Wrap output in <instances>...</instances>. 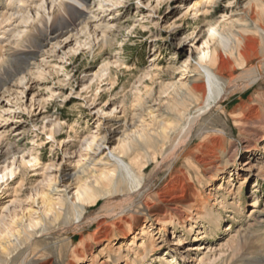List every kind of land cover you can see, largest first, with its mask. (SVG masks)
Instances as JSON below:
<instances>
[{"label":"bare ground","instance_id":"1","mask_svg":"<svg viewBox=\"0 0 264 264\" xmlns=\"http://www.w3.org/2000/svg\"><path fill=\"white\" fill-rule=\"evenodd\" d=\"M104 1L117 8L123 4L121 0ZM88 2L0 0V91L5 92L19 75L20 82L29 76L26 86L29 85L30 61L36 60L52 40L65 34H70L66 42L75 37L73 31L89 19ZM208 2L182 6L185 10L180 12L177 23L186 20L194 8L196 16L205 17L206 11L200 14L201 5ZM99 7L104 5L99 3ZM246 12L254 26L238 18L222 24L205 23L200 33L208 38L199 50V63L190 67L189 55L181 66L191 69L197 77L168 78V84L158 82L161 74L176 71L154 62L119 104L100 106L102 91L97 88L88 100L97 117L95 131L79 134L70 124L68 137L59 139L61 134L53 129L55 122L62 124L58 118L50 127H43L49 129L51 141L63 150L61 162L42 163L36 147L28 149L12 142L11 137L2 140L0 134V191L13 183L10 199L0 205V264H51L45 252L53 249L59 252L56 264H82L89 259L90 264H95L94 246L107 252L109 263L112 256L117 257L115 247L119 242L132 236L130 246L136 242L140 210L151 212L153 222L162 224V233L169 231L175 221L206 217L216 221L215 228L220 227L217 214L207 210V198L195 196L197 199L191 202L193 196L186 189L192 185V176L200 185L211 186L230 171L235 172L230 176L239 172L233 156L236 150L227 155L226 139L222 137L226 134L214 123L216 117L232 121L240 136L249 134L264 141V0H251ZM121 21H115L120 33L125 28ZM113 34V30L103 32L100 48L113 45L117 37ZM121 66L116 61H104L106 73L101 69L99 77H106L102 83L106 82L110 90L117 83L113 73ZM148 82L159 90L149 88ZM54 95L52 92L48 98ZM129 95L134 98L131 119L126 117ZM150 100L158 102V107L150 105ZM13 128L7 133L24 135ZM114 141L117 145L112 146ZM254 152L251 145L245 154L255 155ZM230 165L235 169L231 170ZM247 165L254 168L251 163ZM184 166L187 170H183ZM29 177L34 182L27 187ZM70 189L74 191L72 195L67 192ZM217 190H223L221 185ZM227 193L230 196L232 189ZM158 210L164 213L152 212ZM153 222L144 221L141 232L147 238L153 237ZM251 237L240 234L229 240L235 244L237 254L224 264H262L264 238L259 234ZM183 245L181 239L173 243L174 247ZM154 249L155 244L151 250ZM196 249L206 248L188 246V251Z\"/></svg>","mask_w":264,"mask_h":264},{"label":"rangeland","instance_id":"2","mask_svg":"<svg viewBox=\"0 0 264 264\" xmlns=\"http://www.w3.org/2000/svg\"><path fill=\"white\" fill-rule=\"evenodd\" d=\"M121 1H123L122 6L117 8L104 0H89V11H86L89 19L73 31L75 37L69 38L66 42L70 34H65L59 39L52 40L41 50L36 60L30 61L28 71L31 72L32 80L29 85L26 86L30 77L20 82L22 76L19 75L8 84L5 92L0 91L2 140L11 137L12 142L27 146L28 149L36 147L42 163L51 160L61 162L64 157L63 150L51 141L47 134L49 129L43 130V127H50L58 118L62 124L60 126L58 121L55 122L53 129L61 134L59 139L68 137L70 124L77 128L79 134L95 131L97 117L90 109L91 101L88 100L96 93L98 87H101L102 91L98 104L108 106V104H119L137 78L154 62L161 67L169 66L172 71H176L175 74L174 72L161 74L157 77L158 82L168 84L170 82L168 78L179 80L197 77L191 69L186 70L181 66L189 55L190 67L199 63V50L203 48L208 38L207 34L201 36L200 33L205 30V23L222 24L238 18L254 26L246 12L251 0H209L208 4L201 5L200 14L206 11L205 17L196 16L194 8L181 23H177L176 19L180 12L185 10L182 6L187 8L195 1L202 0ZM99 3L104 7H99ZM117 19H121L122 26H125L121 33L116 27ZM108 22L111 25H108ZM108 29L113 30V35L117 37L113 45L100 48L98 44L101 42V35L105 31L109 32ZM199 35L200 38L197 39ZM57 42L62 44L58 46ZM104 61L123 64L121 67H116L113 73V77L117 80L114 90H110L106 82L102 83L106 77L101 79L99 77L101 69L103 74L106 73V68H102ZM255 62L256 60L251 62L249 67ZM32 73L37 76H32ZM146 85L149 88L153 86L156 91L159 90V87L156 88L151 82ZM52 92L55 93L54 97L48 98ZM133 101L134 98L130 95L126 98L128 119L132 117ZM149 102L150 105L154 104L158 107V102L152 100ZM46 116L51 117L44 119ZM214 123L219 130L224 131L223 135L226 134L222 137L226 139L227 155H232L236 150L233 156L239 172L230 176L231 172L235 174L232 170L235 166L230 165L229 168L232 170L230 174L224 175L222 181L213 182L211 186L200 185L195 180V176H192V185L186 190L187 194L193 196L191 202L197 197L207 198L209 202L207 210L217 214L216 218L221 221L220 227L215 228L216 221H210L206 217L182 223L175 221L169 231L162 233L160 232L162 224L153 222L151 212L145 213V210H140L137 216L140 226L135 231L137 240L134 245L130 246L133 236L125 242H119L115 247L117 257L112 256L109 263H106L107 252L94 246L95 264H197L199 261L200 264L216 262V264H224L228 257L232 259V256L237 254L235 244L228 243L229 240L235 239L240 234L248 235L251 239V236L256 234L264 238V141H258L249 134L240 136L239 132L233 129L232 121L225 117H216ZM10 127H14L13 130L20 129L24 135L19 137L13 132L8 134ZM115 145H117L116 141L112 143V146ZM251 145L255 148V155L245 154L246 149L251 148ZM247 163H251L254 168H249L250 165ZM183 170H187V166H184ZM245 178L247 182H243ZM33 182L34 178L29 177L26 182L27 187ZM12 184L2 187L0 205L10 199ZM220 185L223 190L218 191ZM228 189H232L230 196L227 193ZM67 192L72 195L74 191L70 189ZM210 196H213L211 200L208 199ZM152 212L162 215L164 210ZM170 212L176 215V211ZM144 221L153 222L152 238L142 235ZM179 239L184 245L174 247V241ZM153 244L156 246L155 251L151 250ZM188 246L206 249L188 251ZM58 253V250L53 249L45 252V255L50 258L51 264H56ZM173 256L175 259H172ZM201 259L204 262L201 263ZM90 263L92 261L89 259L82 264ZM261 263L264 264V259Z\"/></svg>","mask_w":264,"mask_h":264}]
</instances>
